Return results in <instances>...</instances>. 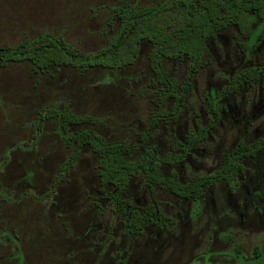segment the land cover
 <instances>
[{
  "label": "rangeland",
  "instance_id": "obj_1",
  "mask_svg": "<svg viewBox=\"0 0 264 264\" xmlns=\"http://www.w3.org/2000/svg\"><path fill=\"white\" fill-rule=\"evenodd\" d=\"M129 1L151 5L163 0H0V48L48 34L86 52L102 48L114 33L108 24L112 8ZM258 20L254 27L259 26ZM236 27L210 44L211 60L191 84L176 119L155 121L156 95L150 84L149 43L135 65L118 71L94 68L79 72L54 66L35 71L30 61L0 64V264H242L228 238L253 258L264 251V155L246 159L229 186L207 187L201 206L156 187L152 192L139 176L128 192L141 207L155 205L170 217L166 227H148L138 236L123 232L99 184V155L84 146L56 194L44 197L72 147L56 118L41 116L52 108H69L94 118L70 130L92 129L109 140L135 145L148 132L161 155L178 154L177 141L199 127L207 140L186 161L165 165L182 181L212 173L241 142L264 134V94L259 84L242 85L220 98L215 109L210 91L222 92L231 77L264 64V38L251 49ZM37 42H34L36 44ZM183 83L187 61H167ZM169 102L168 108H170Z\"/></svg>",
  "mask_w": 264,
  "mask_h": 264
},
{
  "label": "trees",
  "instance_id": "obj_2",
  "mask_svg": "<svg viewBox=\"0 0 264 264\" xmlns=\"http://www.w3.org/2000/svg\"><path fill=\"white\" fill-rule=\"evenodd\" d=\"M109 26L114 33L99 50L86 52L67 43L61 36L50 35L39 43H26L12 49L0 50V64L30 61L35 71H45L54 66L59 71L69 67L79 72L94 68L118 71L135 65L142 45L149 43V66L153 73L150 87L156 95V122L176 119L185 105L192 81L209 64L212 54L210 44L227 29L236 27L247 38L239 45L247 49L264 38V0H163L151 5H138L129 1L112 8ZM260 20L259 26L254 27ZM187 61L183 83L166 67L167 61ZM259 84L264 94V64L245 67L231 77L230 86L222 92L210 91L209 97L219 110L220 98L237 91L242 85ZM169 102L170 108H168ZM56 118L59 131L72 147V154L61 165L47 194H56L59 185L66 180L70 169L76 164L84 146L88 145L99 155L97 166L99 184L104 189L103 197L109 201L114 218L122 224L123 232L138 236L148 227H166L170 219L159 207H141L129 194L130 184L143 177V183L151 192L159 187L181 199H192L198 210L204 200L207 187L225 182L233 185L244 170V161L264 155V134L251 143L239 142L226 156L222 165L212 173H199L194 178L182 181L177 171L170 175L163 171L165 165L186 161L191 152L207 140V127H199L188 134L184 141H177L178 154L161 155L159 147L150 142L146 132L135 145L126 139L109 140L92 129L70 130V126L93 120L89 115H79L69 106L48 109L41 116V125L46 118ZM233 254L242 264H264V251L257 245L253 258L241 255L242 246L228 238ZM23 259L20 264H23Z\"/></svg>",
  "mask_w": 264,
  "mask_h": 264
},
{
  "label": "flooded vegetation",
  "instance_id": "obj_3",
  "mask_svg": "<svg viewBox=\"0 0 264 264\" xmlns=\"http://www.w3.org/2000/svg\"><path fill=\"white\" fill-rule=\"evenodd\" d=\"M48 36H50V34H48ZM45 39H46V36H45L44 40H45ZM34 42L39 43V42H40L39 38L36 39V40H33V41H32V43H34ZM26 43H30V41H28V42H24V43H21V44H26ZM21 44L19 43L18 45H21ZM2 49H11V48H8V47L0 48V50H2Z\"/></svg>",
  "mask_w": 264,
  "mask_h": 264
}]
</instances>
